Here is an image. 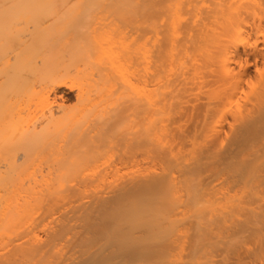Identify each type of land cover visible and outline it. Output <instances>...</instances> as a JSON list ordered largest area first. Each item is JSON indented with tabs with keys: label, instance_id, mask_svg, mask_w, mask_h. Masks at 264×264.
<instances>
[{
	"label": "bare ground",
	"instance_id": "bare-ground-1",
	"mask_svg": "<svg viewBox=\"0 0 264 264\" xmlns=\"http://www.w3.org/2000/svg\"><path fill=\"white\" fill-rule=\"evenodd\" d=\"M262 44L264 0H0V264H264Z\"/></svg>",
	"mask_w": 264,
	"mask_h": 264
},
{
	"label": "rangeland",
	"instance_id": "rangeland-1",
	"mask_svg": "<svg viewBox=\"0 0 264 264\" xmlns=\"http://www.w3.org/2000/svg\"><path fill=\"white\" fill-rule=\"evenodd\" d=\"M95 20L96 21H101V20H97L96 18H95ZM95 20H92V21H94V22H92V21H90V22H92V23H90L92 26H99V24H101V23H97ZM88 22H89V20H88ZM94 23L96 24V25H94ZM89 24V25H90ZM264 46V44H262V47ZM204 91H205V89H204ZM77 95H78V92H77V90H74V91H67V92H65V93H62V96H64V99H65V101H66V104L67 105H69V106H72V107H74L76 104H77Z\"/></svg>",
	"mask_w": 264,
	"mask_h": 264
}]
</instances>
